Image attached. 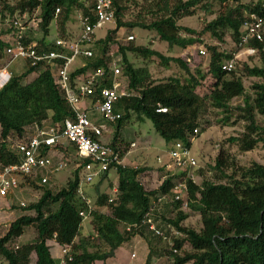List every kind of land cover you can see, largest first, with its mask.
Here are the masks:
<instances>
[{
    "label": "trees",
    "instance_id": "obj_1",
    "mask_svg": "<svg viewBox=\"0 0 264 264\" xmlns=\"http://www.w3.org/2000/svg\"><path fill=\"white\" fill-rule=\"evenodd\" d=\"M215 2L221 7L217 15L204 20L199 29L180 23L198 11H210ZM114 4L116 27L103 39H98L103 43L102 53L88 60L86 67L73 73V78L98 66H103L109 73V58L104 45L114 40V34L122 27L154 29L170 46L186 49L203 43L206 35L223 41L226 32H230L236 44L243 34V24L251 14L264 18V0L248 3L242 0H114ZM88 5L93 6V1L0 0V20L5 23L0 34L12 29L11 18L16 14L28 12L32 15L38 10L43 31L38 43L43 48L52 49L55 45L47 36L56 8H61L57 23L64 28L77 8L88 10ZM133 6L139 9L133 18L126 20L125 15ZM148 16H151L149 20ZM250 45L259 48L263 65L244 63L245 73L264 79V40L252 39ZM4 46L5 42L0 37V51ZM207 48L210 60L205 74L200 68L192 70L181 57L166 56L153 47L132 41L120 44L123 74L134 95L119 101L124 115L118 121V128L131 113H136L139 118L151 120L168 144L182 141L192 146L195 129H200L196 135L199 137L212 123L203 121L204 112L212 109L221 114L220 123L233 125L243 122L241 132L228 138L230 143L238 145L241 152L252 151L260 143L264 146V80L255 82L251 91L248 90L242 75L222 69L223 60L231 57V53L222 50L218 44H208ZM128 51L145 58L157 57L165 65L176 62L188 76L185 81L178 77L158 81L147 67L134 66L128 59ZM34 72L37 75L25 82V78ZM206 75L211 76L213 82L206 92L201 93L199 88L203 86ZM236 98L241 100L235 104ZM160 106L166 107L167 111H158ZM73 116V109L51 67L46 64L32 66L26 61L24 71L12 73L10 80L0 88V135L3 139L0 160L5 163L19 160V155L7 145L10 135L24 137L27 129L34 126L56 127L62 131L66 119ZM118 139L116 131L112 143L116 144ZM212 168L215 174L211 178L204 175L205 168H199L202 181L187 180L188 208L199 213V229L184 224L189 216L186 210L177 209L173 216H168L172 207H164L163 219L175 225L183 236L174 239L179 253L174 254L167 249L162 252L173 253L177 264H264V164L241 165L235 155L222 149ZM144 170L145 167L118 166V198L109 202V194L98 191L90 215L92 232L83 236L80 212L88 207L77 191L81 178V168H77L64 187L58 191L45 189L39 200L28 206L35 215L23 214L11 223L8 232L0 238V264H31L33 252L37 255L35 264H58L47 243L49 240L60 245H72L73 258L67 264H96L98 260L113 257L120 246L137 234L145 235L144 229L139 231L133 224L141 222L154 199L168 192L173 185L169 178L159 187L147 189L140 179ZM87 186L85 192L90 196ZM179 203H175V208ZM104 207L109 211L103 210ZM29 226L35 228L36 237L31 242L19 243L18 238ZM187 243L191 245L190 249L185 247ZM154 255L152 247L145 264H151Z\"/></svg>",
    "mask_w": 264,
    "mask_h": 264
},
{
    "label": "built area",
    "instance_id": "obj_2",
    "mask_svg": "<svg viewBox=\"0 0 264 264\" xmlns=\"http://www.w3.org/2000/svg\"><path fill=\"white\" fill-rule=\"evenodd\" d=\"M90 1H93V6L88 5V10L77 8L75 11L79 23L78 35L73 39L55 37L54 40H50L55 45L52 49L41 47L38 40L31 37L32 29L41 28L42 19L38 15V10L32 15L28 12L16 14L11 18L12 29L0 36L5 42V46L0 51V75L6 74L0 82V88L12 77L10 67L16 61L24 60L30 62L32 66L46 64L51 67L59 87L65 93L74 112L72 118L66 119L62 131L56 127H30L33 133L19 137L20 140L11 146V149L19 155V160L9 163L0 160V199L7 198L20 188V177L38 176L42 185H51L54 173L73 166L75 174L77 168H81L77 191L88 207L87 210L80 212L83 221L90 217L95 207L92 198L85 192V187L101 180L112 169L117 170L118 166L127 165L125 160L132 149L125 151L119 142L113 144L114 135L108 140L107 125L116 124L122 119L124 111L119 107V101L123 97L134 95L113 50L108 52L109 73L103 66H98L87 69L75 78L72 76L77 70L86 67L88 60L97 56L92 48L96 31L116 23L114 0ZM60 12L61 8L57 7L55 22ZM242 30L243 34L236 43V49L229 52L231 57L223 60L222 69L225 71L232 72L236 69L242 53L249 56L260 55L259 48L250 45V41L264 40V18L251 14L245 20ZM134 38L132 34L128 36L129 40ZM203 43L194 47L201 56H208L207 45ZM158 111H167V108L160 106ZM199 132L200 129L196 128L193 142ZM135 145L136 142L132 141L131 147ZM192 146L176 141L168 150L167 158L161 156L157 158L160 175L156 187L169 178L173 185L168 192L154 199L141 222L133 224L139 231L144 229L151 236L160 239L165 243V248L174 254L180 251L174 239L183 236V233L170 221L163 219L162 212L166 205L174 209L178 202L180 203L176 210H186L189 207L187 180L189 178L194 180L193 170L199 166V160L194 155ZM58 153L62 156L56 157ZM118 194L119 187L115 185L109 194V202H114ZM20 204L25 206L26 202L21 201ZM10 226L2 236L8 232ZM130 227L131 225L128 229ZM59 246L60 252L55 258L58 264H67V261L73 258L72 245ZM173 253L163 254L162 264H177ZM131 255L136 257L137 252L134 251ZM151 264L159 263L156 259Z\"/></svg>",
    "mask_w": 264,
    "mask_h": 264
},
{
    "label": "rangeland",
    "instance_id": "obj_3",
    "mask_svg": "<svg viewBox=\"0 0 264 264\" xmlns=\"http://www.w3.org/2000/svg\"><path fill=\"white\" fill-rule=\"evenodd\" d=\"M253 0H242V2L248 3ZM220 4L218 2L213 3V6L210 11H198L193 16L185 17L180 20L181 24L186 26L199 29L204 20H210L214 18L219 9ZM139 9L138 6H133L130 9V13L125 15L126 20H130L135 15ZM132 14V15H131ZM153 17V16H152ZM151 16H148L147 20H149ZM5 23H2L0 20V30L5 28ZM116 27V23H112L107 27L98 29L96 31V38L92 44V48L94 49L97 56L102 53L103 43L98 41V39H103L110 33L111 29ZM2 32L0 35H2ZM79 33V23L76 18L75 12L72 14L71 19L67 22L66 26L62 28V26L53 22L50 27V33L47 36L49 40H54L57 36L67 37V38H75ZM31 37L34 40H37L42 37L43 31L41 28L32 29ZM134 35L135 38L132 40L128 39L129 35ZM205 45L208 44H218L221 49L226 52H231L236 49V44L232 40L230 32H226L223 41H219L217 38L212 37L211 35H206L203 37ZM133 42L138 45H144L153 47L157 50H160L166 56H174L181 57L184 61H186L189 67L192 70H196V68H200L205 74H207L210 56H201L198 53V49L194 46H190L186 49L174 45L170 46L169 43L165 40H162L158 34V32L154 29H147L142 27H122L119 31L114 34V40L109 41L104 48H106V57L108 58L109 50H113L115 52V56L119 59L121 67L123 68V54L119 51L120 44H129ZM203 43V44H204ZM201 43H197L196 45H200ZM127 56L129 61L136 67H147L153 75V78L160 81L166 80L169 77H178L181 80L185 81V78L188 76L186 71L176 62H171L169 65H165L161 62V60L157 57L145 58L144 56L128 51ZM244 63L249 64L250 66L254 65H263V60L261 55L257 56H249L246 53H242L240 58L238 59V63L236 69V75H242L244 79L245 86L248 90L251 91L252 85L255 82L263 81L264 79L259 76H251L247 75L244 70ZM25 61L18 60L13 63L10 67V71L12 73L20 74L24 71ZM36 75V72L30 74L25 78V82L33 79ZM213 82V78L209 75H206V78L203 80V86L201 85L199 90L201 93L207 91V87L209 84ZM241 98H236L233 103L240 102ZM219 118H221V114L219 112L208 109L203 114V121L212 122L207 126V129L197 137L192 146V151L194 155L199 160V166L194 171V180L198 183L202 181V175L198 173L199 168H205V176L211 178L215 174V170L212 166L215 164V160L219 152L223 149L225 152H229L231 155H235L237 157L238 163L241 165H250L253 162H260L264 164V146L260 143L254 150L249 152H241L238 148V145L235 143H230L228 138L232 135H237L243 129V122H236L235 124H226L218 122ZM208 120V121H207ZM209 124V123H208ZM108 129L111 131L116 130L119 134V143L121 144L122 149L125 151L128 149H133L132 152L126 157V164L128 166L133 167H145V170L141 173L140 178L142 183L145 185L147 189L155 188L159 181L160 170L158 167L157 158L159 156L163 158H167L168 156V146L167 141L157 132L153 123L149 119L139 118L136 113H131L130 117L127 118L118 128V122L116 124H108ZM1 130V129H0ZM33 133L32 128H28L27 132L24 136H29ZM112 136V133L109 134ZM18 140H20L17 134H12L7 138V145L11 148L13 144H15ZM3 139L0 135V146ZM135 141L136 145L131 147V142ZM62 154L58 153L56 157H61ZM74 176L73 166H70L69 169L54 173L52 175V183L51 185H42L39 182L38 176L33 177H20L21 185L14 193L10 194L7 198L0 199V237L2 233L6 232L11 223L16 220L19 216L26 215H35V211L28 206L32 203H35L42 196L45 189L50 188L54 191L60 190L64 187L67 182ZM118 184V172L115 169H112L108 175H106L101 180H97L95 183L88 185L87 190L93 200V202L97 199L99 192H106L110 194L114 185ZM98 188V189H97ZM99 191V192H98ZM21 201H25V207H21ZM175 209V208H174ZM171 210L168 212V216H173L177 210ZM103 210L109 211V208L104 207ZM189 212L188 218L184 221V224L187 226L194 227L199 229L201 227L200 215L197 212L190 211L189 208L186 209ZM92 232V224L91 218L85 219L82 222V235L86 236ZM36 237V231L33 226H29L25 233L18 238L19 243L31 242ZM49 246L54 253V256L57 257L59 255L56 252V247L52 244V241L49 240ZM133 244L135 245L134 248ZM150 245V246H149ZM150 247L154 249L155 255L153 260H158L159 264L163 263V252L165 248V243H163L158 238H153V236H143V238H136L130 242L124 244L123 248H121V252H119L118 256L115 258H109L108 260L99 261L98 264H137L138 262L142 263V260L146 258L147 251H150ZM187 249L191 248V245L187 243L185 245ZM133 249V250H132ZM137 251L138 255L136 258L131 259L130 252ZM37 259V255L35 252L32 254V262L31 264H35Z\"/></svg>",
    "mask_w": 264,
    "mask_h": 264
},
{
    "label": "crops",
    "instance_id": "obj_4",
    "mask_svg": "<svg viewBox=\"0 0 264 264\" xmlns=\"http://www.w3.org/2000/svg\"><path fill=\"white\" fill-rule=\"evenodd\" d=\"M1 36V35H0ZM185 49V48H184ZM26 62V61H25ZM5 73H3V74H1L0 75V82L5 78ZM36 75H37V73H36ZM35 75V76H36ZM112 130V128L111 129H109V134H111L112 133V135H114L115 134V132H116V130H114V131H111ZM108 134V140L111 138V136ZM117 142H119L118 140H117ZM171 146H172V144H169V146H168V150L171 148ZM133 150V149H132ZM167 150V151H168ZM110 172V171H109ZM109 172H108V174H109ZM118 178H119V176H118ZM141 179V178H140ZM116 185H118V184H116ZM115 186V185H114ZM81 233H82V227H81ZM145 233V235H146V237L148 236V234L151 236V234L149 233V232H147V231H145L144 232ZM145 235H141V234H137L135 237H133L130 241H132V240H134V239H136V238H138V237H140V238H143V236H145ZM154 238V237H153ZM52 241V244H54L55 245V247H56V252H58V249H59V245L60 244H58L55 240H51ZM129 241V242H130ZM48 243V245H50L49 244V242H47ZM127 243V242H126ZM126 243H124V244H126ZM124 244L122 245V246H120L117 250H116V252H115V255L113 256V257H110V258H115V256H118V254H119V252H121V248H123V246H124ZM134 244H133V247L132 248H134ZM150 246V245H149ZM50 250H51V253H52V256L53 257H55L54 256V253L52 252V249H51V247H50ZM133 250V249H132ZM150 250H151V247H150ZM134 252V251H133ZM133 252H130L131 254L133 253ZM137 252V251H136ZM150 252V251H149ZM149 252L147 251V256H146V258H144L143 260H142V263L141 262H138L137 264H145V262H146V259H147V257H148V254H149ZM130 254V257H131V259H134V258H136V257H132V255ZM137 255H138V252H137ZM108 260V259H107ZM99 261H103V260H98V261H96V264H98V262ZM105 262V261H104ZM152 262H153V260H152Z\"/></svg>",
    "mask_w": 264,
    "mask_h": 264
},
{
    "label": "bare ground",
    "instance_id": "obj_5",
    "mask_svg": "<svg viewBox=\"0 0 264 264\" xmlns=\"http://www.w3.org/2000/svg\"><path fill=\"white\" fill-rule=\"evenodd\" d=\"M2 82V81H1Z\"/></svg>",
    "mask_w": 264,
    "mask_h": 264
}]
</instances>
